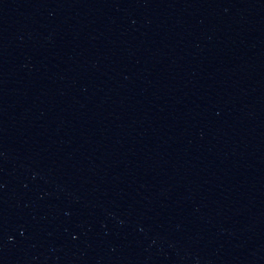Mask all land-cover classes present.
Returning <instances> with one entry per match:
<instances>
[{
  "label": "water",
  "instance_id": "water-1",
  "mask_svg": "<svg viewBox=\"0 0 264 264\" xmlns=\"http://www.w3.org/2000/svg\"><path fill=\"white\" fill-rule=\"evenodd\" d=\"M0 264H264V0H0Z\"/></svg>",
  "mask_w": 264,
  "mask_h": 264
}]
</instances>
